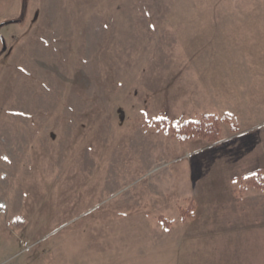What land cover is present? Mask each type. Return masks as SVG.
I'll return each mask as SVG.
<instances>
[{
	"label": "rangeland",
	"instance_id": "1",
	"mask_svg": "<svg viewBox=\"0 0 264 264\" xmlns=\"http://www.w3.org/2000/svg\"><path fill=\"white\" fill-rule=\"evenodd\" d=\"M0 24V264L264 262V197L217 215L219 183L264 193L231 157L264 138V0H0ZM245 83L248 118L219 115ZM205 115L216 141L173 136Z\"/></svg>",
	"mask_w": 264,
	"mask_h": 264
},
{
	"label": "crops",
	"instance_id": "2",
	"mask_svg": "<svg viewBox=\"0 0 264 264\" xmlns=\"http://www.w3.org/2000/svg\"><path fill=\"white\" fill-rule=\"evenodd\" d=\"M241 87V86H240ZM239 87L238 91H234L235 88L231 87V91L232 93H228L227 91H223L221 94V97H219V100L221 102H227L226 105L224 106H215V108H219V110H221V113L219 115L225 114V113H230L233 114V109L235 110V112H237L238 114H243L244 116V120H246L248 118V113H247V103H249V88H245L246 87V83L244 85H242V89ZM248 91V92H246ZM250 98H252L250 96ZM228 100H230V102H228ZM248 101V102H247ZM233 102H238L237 105ZM238 106V107H237ZM212 108L211 110L215 109ZM236 113V114H237ZM249 146L247 148H244L242 146H240V148H238L237 150H235V152L233 151L231 157L234 156H241L244 157V160L246 162H248V167L249 163L253 164V166L249 169H240V175L242 176V178L246 177V176H250L253 175L257 172H259L260 170L264 169V138H263V133L260 135V139H257L255 142V146L250 147V144H248ZM244 148V149H243ZM248 159V161H247ZM230 171L229 168H225L224 171ZM253 173V174H251ZM238 178V177H237ZM237 178H233V180L231 181V183H233V181L237 180ZM239 179V178H238ZM241 189H236L231 187H226L225 186V182H223V184L219 183V194L217 196V199L219 201V208L221 209V211L219 212V214H217L221 220L223 222H226V225H229L232 227H236L237 230L239 229H246L247 227L253 226L254 225V221H255V217L253 216L255 214V197L260 196V197H264V193L260 192L259 190L255 189V188H251L249 186H247V184H243L240 185ZM239 186V187H240ZM246 186V188H245ZM236 189V190H235ZM251 198V199H250ZM250 199V200H249ZM231 200L233 201L232 204H229L231 202ZM227 202V203H226ZM251 202H254L251 204ZM253 214V215H252ZM202 210L200 209L199 205H196V207L194 208L193 212H192V216H191V220L189 222V226L187 229L192 231V234L195 236H202L200 233H196L195 231H193L194 229H198L199 227H204L206 228L207 225L203 224V219H202ZM232 220L234 221V225L233 223L229 224V221ZM252 222V224H246V222ZM203 224V225H202ZM224 226V225H223ZM230 236V235H229ZM229 245V244H228ZM226 244H217L214 246H212L211 244H203L200 245L199 247V253H207V256L205 259H203L201 256L199 257V259L196 260H183V261H179L176 260L174 262H171L170 264H264V262H257L255 261V259L250 260V259H230L231 256L227 255L230 252H240V246H228ZM215 252H221L219 254L220 255V259H213L215 257ZM245 254L249 253V250L246 249L245 251H242ZM209 254H212V256H209ZM224 257H227L226 259H223ZM167 264V263H166ZM169 264V263H168Z\"/></svg>",
	"mask_w": 264,
	"mask_h": 264
},
{
	"label": "trees",
	"instance_id": "3",
	"mask_svg": "<svg viewBox=\"0 0 264 264\" xmlns=\"http://www.w3.org/2000/svg\"><path fill=\"white\" fill-rule=\"evenodd\" d=\"M175 123L177 124L178 122ZM236 128L237 126L235 124L230 125V130L232 132H234ZM170 130L173 136L183 140L201 137L216 141L220 134L219 120L216 116L211 115H205L198 121L186 120L181 124L178 123L176 127H173ZM263 172L259 171L255 173V176L259 177L261 175L260 177H264Z\"/></svg>",
	"mask_w": 264,
	"mask_h": 264
},
{
	"label": "water",
	"instance_id": "4",
	"mask_svg": "<svg viewBox=\"0 0 264 264\" xmlns=\"http://www.w3.org/2000/svg\"><path fill=\"white\" fill-rule=\"evenodd\" d=\"M0 27H1V24H0Z\"/></svg>",
	"mask_w": 264,
	"mask_h": 264
}]
</instances>
